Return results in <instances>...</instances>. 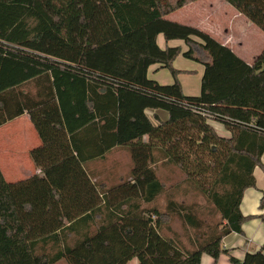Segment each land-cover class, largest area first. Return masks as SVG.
Listing matches in <instances>:
<instances>
[{
	"label": "trees",
	"instance_id": "trees-1",
	"mask_svg": "<svg viewBox=\"0 0 264 264\" xmlns=\"http://www.w3.org/2000/svg\"><path fill=\"white\" fill-rule=\"evenodd\" d=\"M196 1L0 0V127L28 113L43 143L32 152L42 177L13 184L0 168V264H202L204 254L215 264L223 254L231 264H264V246L243 261L222 247L245 222L264 223V213L240 209L256 187L255 168L264 172V50L250 65L201 30L165 19ZM224 1L264 33V0ZM161 34L189 51L161 49ZM181 54L206 67L198 97L185 96L178 79L162 86L148 78L153 65L177 78ZM147 110L168 119L155 125ZM97 129L102 152L105 138L106 151L124 147L132 158L128 180L108 190L84 167L88 132ZM161 161L206 195L219 226L202 233L190 207L172 200L166 212L142 207L165 191ZM172 214L197 231L192 249L163 235Z\"/></svg>",
	"mask_w": 264,
	"mask_h": 264
},
{
	"label": "crops",
	"instance_id": "crops-1",
	"mask_svg": "<svg viewBox=\"0 0 264 264\" xmlns=\"http://www.w3.org/2000/svg\"><path fill=\"white\" fill-rule=\"evenodd\" d=\"M165 19L171 23L201 30L222 45L230 48L239 58L250 65L264 50V33L224 0H198L169 14ZM193 40L201 43L196 37H193ZM157 42L163 50L180 47L183 53L189 51V47L184 40L166 41L161 34L158 36ZM174 67L184 73L193 68L201 70L202 78L199 84L197 83L195 86V91L192 89L193 86H191L189 78L181 77L180 81L185 96H200L206 67L199 62L186 58L182 54L175 60ZM164 69L160 65L151 66L148 70V78L162 86H171V78ZM27 90L32 95L37 94V89L33 85L29 86ZM146 113L155 125H158L159 120L166 121L168 119V114L164 111L147 110ZM155 114L158 115V120L153 119ZM212 125L217 132L219 128L226 131L218 124ZM16 126L19 128L18 131L15 129ZM17 133L19 134L17 135ZM218 134L221 135L220 132ZM221 136L230 137V133L226 131V134ZM88 137L91 139V145L84 150L88 159L84 163V167L92 181L95 184L105 186V189L108 190L128 180V172L132 168V158L129 150L124 147H117L106 151L104 138L102 152L99 129L88 132ZM144 140L148 141V137L145 136ZM42 145V140L28 113L0 127V168L9 183L17 184L36 175L43 176L41 168L35 164L32 158V152ZM121 154L127 155L130 159L129 170L124 175L120 173L122 165L119 159H121ZM262 158H264V155ZM254 177L256 187L249 188L244 192L240 206L245 217L259 216L264 213V210L260 209V202L264 193V187L262 186L264 185V172L260 167L255 168ZM103 214L105 215L104 212ZM242 229L243 234L232 233L222 241L223 249L228 250L231 256L240 261H243L248 253L259 250L264 246V223L261 219L256 218L245 222ZM223 256L228 258L227 255L223 254L216 264H221ZM202 264H215V261L204 254Z\"/></svg>",
	"mask_w": 264,
	"mask_h": 264
},
{
	"label": "rangeland",
	"instance_id": "rangeland-1",
	"mask_svg": "<svg viewBox=\"0 0 264 264\" xmlns=\"http://www.w3.org/2000/svg\"><path fill=\"white\" fill-rule=\"evenodd\" d=\"M164 70L166 71V74L170 76L172 85L175 84L176 79H178V81L180 82L181 77L189 78L191 86H193L192 89H194L193 91H195V86L197 85V83L199 84L200 79L202 78L201 70H198L197 68H193L186 73L180 72L178 73L177 78L169 69ZM15 129L16 131L19 130L17 126L15 127ZM218 132H220L221 135L226 134V131L222 130L221 128H219ZM18 134L19 133H17V135ZM120 157L121 159H119V161L122 165L120 167V173L124 175L129 170L130 159L127 155L124 156L123 154H121ZM263 159L264 158H262V162H264ZM158 166V173L160 174V179L164 183L165 191L156 201V203L149 205L142 204V207L150 209L152 207H156L159 211L166 212L168 211L167 204L170 200L176 201L178 203H183L186 206L190 207L198 220L202 222V233L210 232L214 227L219 226L223 222L221 215L216 210L215 206L207 200L206 195L198 190V187H196V185L187 181L186 174L179 166H177L176 164L166 163L165 161H161ZM130 171L128 172V174H130ZM199 179L202 180V182H205L204 178L199 177ZM202 186L205 187V184H202ZM262 186L264 187V185ZM162 233L165 237L173 239L184 249H192V244H194V242L198 241L199 239L197 231H195L192 227L185 223L178 214H172L171 222L168 226H163ZM199 241L201 240L199 239ZM72 242L73 240L70 241V243ZM45 252L55 253L56 249L54 250L51 245H49L47 246V248H45ZM133 263H136V260H133ZM57 264L68 263L63 260ZM221 264L231 263L226 256H223Z\"/></svg>",
	"mask_w": 264,
	"mask_h": 264
}]
</instances>
